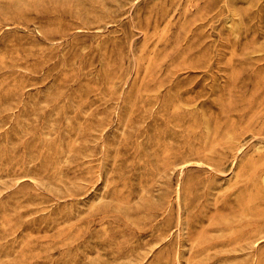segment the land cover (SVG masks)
Masks as SVG:
<instances>
[{"label":"rangeland","instance_id":"374dc122","mask_svg":"<svg viewBox=\"0 0 264 264\" xmlns=\"http://www.w3.org/2000/svg\"><path fill=\"white\" fill-rule=\"evenodd\" d=\"M0 264H264V0H0Z\"/></svg>","mask_w":264,"mask_h":264}]
</instances>
